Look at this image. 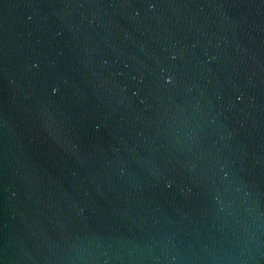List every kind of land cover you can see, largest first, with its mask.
<instances>
[{"label":"water","instance_id":"water-1","mask_svg":"<svg viewBox=\"0 0 264 264\" xmlns=\"http://www.w3.org/2000/svg\"><path fill=\"white\" fill-rule=\"evenodd\" d=\"M0 264H264V0H0Z\"/></svg>","mask_w":264,"mask_h":264}]
</instances>
